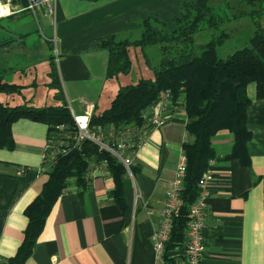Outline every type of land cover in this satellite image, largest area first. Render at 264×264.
<instances>
[{"label":"crops","instance_id":"obj_1","mask_svg":"<svg viewBox=\"0 0 264 264\" xmlns=\"http://www.w3.org/2000/svg\"><path fill=\"white\" fill-rule=\"evenodd\" d=\"M209 1L216 9L228 7L230 11L264 8V0H253L254 4L215 0L216 5ZM182 3L57 0L53 16L39 9L5 17L15 27L0 42H9L0 50L12 55L2 69H37L35 78L43 79L52 91L48 74L54 61L71 112L84 114V101H89L95 104L93 114H98L109 107L121 83L120 78H107L108 52L100 48V40L109 36L118 41L137 40L146 20H158L171 32L177 27ZM261 23L264 26V12ZM8 80L13 81L12 76ZM247 92L251 100L247 112L250 164L241 159L223 160L234 146L231 132H219L212 139L217 159L206 171L213 179L206 209L204 264H264V100L256 98L255 84ZM50 99L43 106L55 104L54 96ZM186 124V112L177 106L166 124L148 129L136 148H125L126 164L135 167V173L129 172L123 180L125 209L113 194V176L104 164L96 165L86 188H72L53 205L23 264H154L153 234L184 156L183 146L191 140ZM48 129L45 123L21 119L12 126L14 149L0 147L3 264L22 245L29 222L25 212L48 179L50 167L44 161ZM183 254L178 248L168 255V264H179Z\"/></svg>","mask_w":264,"mask_h":264},{"label":"trees","instance_id":"obj_2","mask_svg":"<svg viewBox=\"0 0 264 264\" xmlns=\"http://www.w3.org/2000/svg\"><path fill=\"white\" fill-rule=\"evenodd\" d=\"M243 1L248 4L255 3L253 0ZM215 9L209 0H183L181 16L177 19L175 30L169 32L158 20H146L141 23L143 31L137 40L118 41L114 36H109L101 39L99 43L100 48L108 52L109 80L119 79L131 72L132 50H144L147 46L159 45L162 60L159 68L154 70L152 78H141L135 84L120 83L110 106L92 115L91 132L105 135L104 142L117 150L115 139L122 131L129 128H152L144 116L150 115L151 108L168 91L173 106H182L187 115L186 130L191 140L183 146L187 160L181 193L183 206L179 216L174 219L170 239L166 244L167 262L168 255L175 253L178 248L185 250L189 207L199 195L200 179L217 159L212 145L213 137L222 131L231 132L235 138L234 146L232 152L223 157V160L241 159L245 165L250 164L247 145L251 133L247 128V112L251 100L248 97V86L255 84L256 98L264 100V26L261 23L264 8L232 16L233 19L243 15L250 16L255 32L247 47L226 58H221L217 50L227 36L222 29L226 21ZM232 18L229 17L228 20ZM205 30L214 34L220 31L221 35L196 47L195 36ZM8 44L9 42H4L0 44V48ZM11 71L14 69H0L1 148L14 149L12 126L21 119L45 123L49 127L48 138L55 133L58 126H63L65 133L69 135L76 133L77 128L54 61L51 62L48 74V86L55 91L53 105L37 108L3 102V95L14 96L22 93L21 85L8 80ZM111 131L115 136L110 138ZM98 164H104L113 176V194L119 206L125 209L122 187L124 178L129 174L127 167L110 151L86 140L69 154L59 156L50 168L40 194L25 212L29 222L22 245L7 264L24 263L31 254L53 205L72 188H86L90 182V172ZM129 169L131 173H135L134 166H129Z\"/></svg>","mask_w":264,"mask_h":264},{"label":"built area","instance_id":"obj_3","mask_svg":"<svg viewBox=\"0 0 264 264\" xmlns=\"http://www.w3.org/2000/svg\"><path fill=\"white\" fill-rule=\"evenodd\" d=\"M4 1L5 3L3 5L8 7V11L6 14L0 15V19L21 12L36 13L39 9H44L46 15L53 16L57 0ZM176 107L177 106H173L168 91L161 96L157 105L151 108L150 115H145L144 118L153 128H159L172 118V109ZM84 108L85 112L82 115L72 113L77 128L74 135L65 133V128L63 126H58L55 133L47 139L44 159L45 164L51 168L56 163L59 156L69 154L71 151L79 148L84 141L90 140L113 153L124 163L128 171L131 172L129 166L125 162L124 150L125 148L133 149L139 144L148 129L142 127L136 129L129 128L122 131L120 136L115 139L117 144V150H115L111 148L107 142H104L106 138L105 135L100 132H91L90 130V121L95 109V104L89 101H84ZM114 136V132L111 131L109 137L111 138ZM186 170L187 160L184 155L178 165L176 176L171 183V187L166 193V201L161 211V223L156 227L153 234L155 248L154 264H168L165 258V249L166 244L170 239L174 219L179 216L181 207L183 206L181 193ZM212 179L213 177L205 172L199 181V195L195 202L189 207V222L186 230L187 241L184 254L179 264H204L206 209L207 200L211 196L210 182ZM0 264H3L1 258Z\"/></svg>","mask_w":264,"mask_h":264},{"label":"rangeland","instance_id":"obj_4","mask_svg":"<svg viewBox=\"0 0 264 264\" xmlns=\"http://www.w3.org/2000/svg\"><path fill=\"white\" fill-rule=\"evenodd\" d=\"M211 3L213 5H216L217 1L211 0ZM224 4L226 5V3ZM241 6L242 9L248 8L246 5ZM215 11H219L224 21H226L222 29L225 31L227 36L224 39V42L217 47L219 56L221 58H226L227 56L233 54L235 51L241 50L249 45L250 38L254 35L255 27L250 16L246 17L245 15H243L236 18V20H228L229 17L232 18V16L241 13V11L239 10L233 9L230 11L228 7H225L224 9H215ZM14 27L15 24L10 19H1L0 42H3L8 38L9 33L7 32V30H13ZM219 35H221L220 31L216 32V34H214V32L210 30L202 31L195 36V46L198 47L204 45L210 42L213 37H217ZM197 51H199L198 48ZM11 57L12 55L8 56L0 50V69L6 66L7 61ZM132 59L133 67L131 72L128 75H122L120 77V81L122 84H135L141 78H152L154 76V70L158 69L161 64L162 53L160 46L151 45L147 46L144 50H134ZM38 72L37 69L34 68L14 70L13 72L11 71L9 76H12V80L15 81L11 82L21 85L23 87L22 93L20 95L14 96L3 95L2 101L5 103H10L11 105L23 104L37 108L42 107L47 99L50 100L49 102H51L50 98L54 96L55 91L48 90L44 85V80L40 77H38L37 79L35 78ZM29 75L30 78L26 79Z\"/></svg>","mask_w":264,"mask_h":264},{"label":"bare ground","instance_id":"obj_5","mask_svg":"<svg viewBox=\"0 0 264 264\" xmlns=\"http://www.w3.org/2000/svg\"><path fill=\"white\" fill-rule=\"evenodd\" d=\"M8 11V7L0 3V15L6 14Z\"/></svg>","mask_w":264,"mask_h":264},{"label":"water","instance_id":"obj_6","mask_svg":"<svg viewBox=\"0 0 264 264\" xmlns=\"http://www.w3.org/2000/svg\"><path fill=\"white\" fill-rule=\"evenodd\" d=\"M0 1H1V3H2V4H4V3H5V1H4V0H0ZM14 2H15V1H14Z\"/></svg>","mask_w":264,"mask_h":264}]
</instances>
